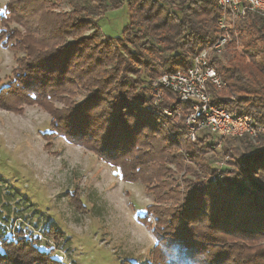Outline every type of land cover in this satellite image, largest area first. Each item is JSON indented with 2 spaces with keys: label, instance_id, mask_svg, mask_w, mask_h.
Here are the masks:
<instances>
[{
  "label": "trees",
  "instance_id": "1",
  "mask_svg": "<svg viewBox=\"0 0 264 264\" xmlns=\"http://www.w3.org/2000/svg\"><path fill=\"white\" fill-rule=\"evenodd\" d=\"M124 1L8 0L0 22L16 25L7 39L23 55L0 90V109L19 114L24 105L38 106L54 133L155 195L139 218L155 220L151 264H264V136L223 139L228 162L217 173L207 156L220 145L202 136L190 142L183 130L189 105L168 91L152 103L150 84L186 70L215 39V0H126L127 25L119 38H105L99 21ZM234 31L217 60L222 91L208 86L211 104L264 128V20L248 13ZM58 102L63 108L53 106ZM174 174H183L181 186ZM8 189L0 186V264H62L52 253L64 248L12 229L32 205ZM49 228L36 231L61 236Z\"/></svg>",
  "mask_w": 264,
  "mask_h": 264
},
{
  "label": "rangeland",
  "instance_id": "2",
  "mask_svg": "<svg viewBox=\"0 0 264 264\" xmlns=\"http://www.w3.org/2000/svg\"><path fill=\"white\" fill-rule=\"evenodd\" d=\"M7 1L0 0V14ZM127 23L125 0L104 14L98 28L105 38L116 39ZM4 25L0 22V90L13 80L16 60L23 55L13 51L14 42L7 39L16 25ZM83 96H76L74 101H81ZM53 106L63 108L61 102ZM216 144L220 149L207 158L218 173L228 156L221 152L223 140ZM218 162L221 167H217ZM182 175H173L180 186ZM0 186L3 191L18 190L32 205L30 210H20L26 219H13L12 229L21 227L39 236L41 246L64 248L52 253L62 264H151L155 220L148 216L141 223L139 218L145 216L148 206H155V195L143 184L123 182L117 168L54 133L49 115L38 106L24 105L19 114L0 109ZM16 202L10 201V211ZM44 226L54 227L61 236L51 231L44 239L36 231V227Z\"/></svg>",
  "mask_w": 264,
  "mask_h": 264
},
{
  "label": "built area",
  "instance_id": "3",
  "mask_svg": "<svg viewBox=\"0 0 264 264\" xmlns=\"http://www.w3.org/2000/svg\"><path fill=\"white\" fill-rule=\"evenodd\" d=\"M215 2L221 14L217 22L218 34L215 39L191 58L186 70L164 74L150 84L152 103L158 105L162 92L168 91L181 104L189 105V112L183 121V130L190 142H195L198 136L211 142L243 136L256 139L264 136V128L255 124L247 115L229 113L212 105L208 88L223 87L224 84L217 72V60L224 54L226 46L232 42L234 38L232 36L236 35L234 26L237 21L243 20L248 13L264 20V0H215ZM161 112L164 118L172 117L167 110ZM216 165L221 167L222 163L218 162ZM215 180L213 177L212 181Z\"/></svg>",
  "mask_w": 264,
  "mask_h": 264
},
{
  "label": "snow or ice",
  "instance_id": "4",
  "mask_svg": "<svg viewBox=\"0 0 264 264\" xmlns=\"http://www.w3.org/2000/svg\"><path fill=\"white\" fill-rule=\"evenodd\" d=\"M3 10L2 9H0V12H2Z\"/></svg>",
  "mask_w": 264,
  "mask_h": 264
}]
</instances>
